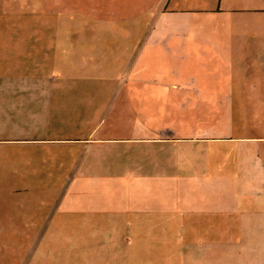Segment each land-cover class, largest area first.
<instances>
[{
	"label": "crops",
	"instance_id": "0c3cea01",
	"mask_svg": "<svg viewBox=\"0 0 264 264\" xmlns=\"http://www.w3.org/2000/svg\"><path fill=\"white\" fill-rule=\"evenodd\" d=\"M77 2L132 26L136 40L113 48L133 66L102 77L115 87L30 90L39 120L64 96L88 99L66 126L0 139V251L19 264H264V1ZM240 9L261 14L258 34L230 26Z\"/></svg>",
	"mask_w": 264,
	"mask_h": 264
},
{
	"label": "rangeland",
	"instance_id": "374dc122",
	"mask_svg": "<svg viewBox=\"0 0 264 264\" xmlns=\"http://www.w3.org/2000/svg\"><path fill=\"white\" fill-rule=\"evenodd\" d=\"M77 1L83 0H0V139L8 135L28 136L32 127L42 122H49L52 127L61 123L66 126L76 115L72 111L74 107L88 99L64 96L62 103L57 102L56 116L39 120L40 105L38 101L31 102L34 99L31 89H94L110 86L109 83L115 87L118 80L106 81L102 77L112 78L133 66L118 53L119 47L113 48V44L120 45L121 41L136 40V35L130 37L129 32L121 30L126 26L113 15L114 9H80L82 4L78 6ZM262 1L221 0V7L251 6ZM205 5L209 8L212 0H206ZM198 10L204 15L213 9ZM240 10L244 12L231 18L230 26L245 23L244 32L258 34L255 23L259 18H254L261 14L247 13L252 9ZM259 23L264 24L262 16ZM130 27L128 24L126 28ZM244 71H248L247 67ZM23 88L30 89L19 91ZM88 102L93 103V99ZM7 147L5 143L0 144V170L3 171ZM21 197L14 205H19ZM7 198L8 193H0V218L7 217ZM7 242L4 241L0 250H6ZM21 258L0 251V264H19Z\"/></svg>",
	"mask_w": 264,
	"mask_h": 264
}]
</instances>
